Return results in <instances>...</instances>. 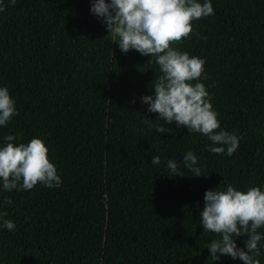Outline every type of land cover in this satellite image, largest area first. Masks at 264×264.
<instances>
[{
    "label": "trees",
    "instance_id": "obj_1",
    "mask_svg": "<svg viewBox=\"0 0 264 264\" xmlns=\"http://www.w3.org/2000/svg\"><path fill=\"white\" fill-rule=\"evenodd\" d=\"M0 3V87L18 113L0 126V145L42 139L62 180L11 192L0 182V264H244L214 261L207 247L221 236L204 231L200 212L206 190H264V0H210L214 14L171 45L206 61L199 82L220 128L240 137L230 156L148 111L142 97H154L159 66L122 52L93 0ZM188 151L202 175L185 167ZM258 248L264 264V239Z\"/></svg>",
    "mask_w": 264,
    "mask_h": 264
},
{
    "label": "clouds",
    "instance_id": "obj_2",
    "mask_svg": "<svg viewBox=\"0 0 264 264\" xmlns=\"http://www.w3.org/2000/svg\"><path fill=\"white\" fill-rule=\"evenodd\" d=\"M10 2L14 5L16 0ZM3 10L4 5L0 3V11ZM90 11L103 18L108 33L119 38L122 52L134 49L155 58L161 73L153 85L155 95L142 97L149 112L158 113L160 120L175 121L178 127L205 135L212 142L209 150L213 153L226 151L230 156L237 150L240 137L220 128L210 94L199 82L206 61L171 47L193 34L194 20L214 14L210 0L203 3L198 0H110L107 3L93 0ZM16 114L15 101L8 88L0 87V126L7 125ZM156 131L164 133L169 129L160 125ZM4 139L5 143L0 145V182L4 190H31L38 183L49 188L60 186L62 180L42 139L32 138L18 144L12 143L16 139L14 135ZM183 159L185 167L194 175L203 174L196 166L198 158L192 151ZM160 160L155 156L151 162L159 165ZM167 167L174 175H183L174 161L168 160ZM204 202L200 223L205 232L221 236L207 247L214 261L221 255H229L244 264H260L255 257L260 254L258 242L264 239L257 231L264 227V190L251 186L242 191L229 184L226 190H206ZM4 203L12 201L6 199ZM3 226L9 231L15 228L14 222L7 219L3 220ZM245 234L248 238L242 249L237 247L235 238Z\"/></svg>",
    "mask_w": 264,
    "mask_h": 264
}]
</instances>
